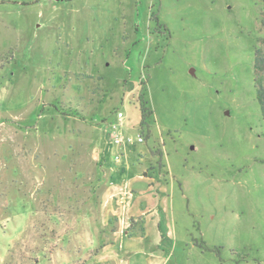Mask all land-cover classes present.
I'll return each instance as SVG.
<instances>
[{
  "label": "rangeland",
  "instance_id": "rangeland-1",
  "mask_svg": "<svg viewBox=\"0 0 264 264\" xmlns=\"http://www.w3.org/2000/svg\"><path fill=\"white\" fill-rule=\"evenodd\" d=\"M263 20L261 0H0V264H98L103 194L143 171L168 182L167 264H264ZM117 111L144 139L119 164Z\"/></svg>",
  "mask_w": 264,
  "mask_h": 264
},
{
  "label": "crops",
  "instance_id": "crops-1",
  "mask_svg": "<svg viewBox=\"0 0 264 264\" xmlns=\"http://www.w3.org/2000/svg\"><path fill=\"white\" fill-rule=\"evenodd\" d=\"M121 167L111 168L112 176L125 172ZM109 184L102 197L105 224L109 216H113L117 227L94 261L98 264H167L169 252L165 247L174 240V233L169 218V186L164 173L156 177H149L145 171L131 177L122 175L120 180ZM132 222L136 224L131 225ZM140 228L141 236L129 235V229L138 231Z\"/></svg>",
  "mask_w": 264,
  "mask_h": 264
},
{
  "label": "trees",
  "instance_id": "trees-1",
  "mask_svg": "<svg viewBox=\"0 0 264 264\" xmlns=\"http://www.w3.org/2000/svg\"><path fill=\"white\" fill-rule=\"evenodd\" d=\"M262 5H263V13H264V0H261ZM156 20V17H154ZM262 24L264 26V20L262 21ZM253 69H254V87H255V92H256V99L260 107V113L262 116V119L264 121V41H262V45L257 47L254 51V60H253ZM142 85V84H141ZM138 104H139V111H140V123L139 126L141 129H145L147 133V138L149 137V132H148V124H147V119H149L153 111L150 108L147 100L145 99V95L143 91H140L138 98H137ZM154 153L153 151H151ZM160 156V153L157 151L154 153V156ZM156 165L161 168V164L156 163ZM163 167V166H162ZM136 224L135 222H132L131 225ZM133 228V227H132ZM115 228L111 230V232H114ZM129 235L131 236H138L142 235V229L137 230H131L129 229ZM105 244H102L99 246L98 249H96L92 256H96L100 250L104 247Z\"/></svg>",
  "mask_w": 264,
  "mask_h": 264
},
{
  "label": "built area",
  "instance_id": "built-area-1",
  "mask_svg": "<svg viewBox=\"0 0 264 264\" xmlns=\"http://www.w3.org/2000/svg\"><path fill=\"white\" fill-rule=\"evenodd\" d=\"M124 115L122 112H116V122L109 124L107 131L109 129V140L108 142L114 145L117 148L116 153L114 154V160L116 164L121 162V159L126 151L127 145H133L137 143H143L144 139L142 136H138L136 140L131 138H126L122 133ZM108 132V131H107Z\"/></svg>",
  "mask_w": 264,
  "mask_h": 264
}]
</instances>
